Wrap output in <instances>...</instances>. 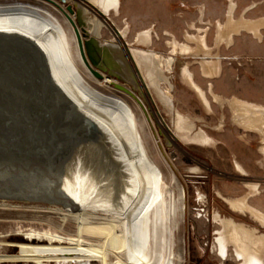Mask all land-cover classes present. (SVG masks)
I'll use <instances>...</instances> for the list:
<instances>
[{
    "label": "rangeland",
    "instance_id": "374dc122",
    "mask_svg": "<svg viewBox=\"0 0 264 264\" xmlns=\"http://www.w3.org/2000/svg\"><path fill=\"white\" fill-rule=\"evenodd\" d=\"M19 1L38 3L55 12L60 18L63 15L61 19L68 23L75 34V26L68 21L66 16V14L70 15L67 10L68 6L76 9L75 0ZM120 1L121 17L117 20V24L118 27L123 28L126 22L129 23L131 30L128 38L129 45L133 43L136 33L151 29L154 35L153 44L145 49L155 50L162 55L170 52L166 43L174 38L179 42H186L197 47L195 41L186 39L187 33L206 36L208 46L214 49L209 55L179 56L174 65L172 77L176 106L188 119L194 120L196 127L195 131L188 136L190 143H195L208 135L217 140L216 147L202 148L188 144L184 136L169 145L165 136L156 131L157 128L150 116L145 114L143 118L146 121L147 146L151 149L149 152L156 165L162 171L165 184L163 190L165 207L170 212L173 219L172 224L175 227L172 238L168 236V231L167 234L165 230L159 233L160 238L152 248L154 257L147 264H240L231 248L226 257H222L216 249L215 234L220 228L214 222V215L220 213L251 226L258 227V225L248 218L249 216L243 217L233 213L218 196L217 191L231 198L240 197L247 192L243 185L245 179L238 173V166L236 168V161H239L251 174L247 177V181L261 185L262 194L250 199V203L264 211V156L259 150L261 138L255 133H249L236 126L232 122V113L227 106L222 108L213 103V113L206 111L197 94L181 80L180 75L183 63L190 61V69L195 75V80L205 91H208L211 83L214 92L218 95L226 98L236 96L264 105V28L260 29L261 40L248 32L241 31L240 34L232 35L231 44H228L227 39L224 38L219 47L217 46L219 25L226 24L228 11L232 4L235 5L232 13L235 20L244 18L256 21L264 19V0ZM70 17L75 18L72 15ZM74 22L76 23L75 20ZM110 37L111 35L104 30L102 39L109 40ZM123 42L126 44L125 41ZM70 45L71 56L75 61L74 64L77 63L79 73L86 81L96 85L99 79L81 62L77 40L71 39ZM205 56L209 59L220 60L222 70L218 77L206 79L202 76L201 66L195 61ZM30 58L24 55L17 57V70L23 72L25 70L29 73L27 75H30L23 82L25 87L28 86L26 105L52 118L50 117V121L45 120L49 133L45 128L46 131L36 133L41 134L40 136L34 134L35 137L29 132L18 133L17 136L10 134L3 145L4 152L0 157V167H2L0 168V185H2L0 186V200L1 197L6 196L8 202H17L21 208L0 207V235H19L17 239L0 238V264H36L38 259L42 257L45 259L47 256L41 253L43 250L24 247L26 234L32 230H47L73 235L76 232V224L71 220V214L65 211L66 208L63 205H57L61 209L58 212L34 210L33 207L47 208L49 203L61 202L65 192L73 194L67 184L69 182L79 184L82 182L81 179L84 181L85 177L87 180H92L98 176L97 171L99 174L100 171H106L110 179L114 180L112 175L116 171L114 153L110 146L106 145V142L98 135L99 132H94L87 123L76 122L71 116L73 120H70L76 122L78 126V129L73 130L74 133L59 128L54 131L49 129L48 125L51 122H55L54 126L58 124L59 118L54 111L61 104L53 91L37 79L38 66ZM91 68L97 70L94 66ZM89 73L91 75H88ZM32 79L35 84L31 83ZM118 82L126 83L122 80ZM103 90L120 96L126 94L115 89L113 85ZM209 99L213 101L210 96ZM163 114L168 121L169 116L164 111ZM221 121L223 125L219 128ZM199 129H202L206 135L199 136ZM193 168L199 169L197 173L191 170ZM27 199L38 200L28 201ZM94 216H98L97 224L89 225L90 228L85 231L86 239L95 241L97 245L99 241L104 240L110 249L121 252L123 238L111 236L113 234L112 225L107 226L109 222L106 217L98 213ZM258 228L264 231V228ZM53 253H55L54 250ZM45 263L60 264L58 256H50V254ZM91 264H98V261L93 260Z\"/></svg>",
    "mask_w": 264,
    "mask_h": 264
},
{
    "label": "bare ground",
    "instance_id": "6f19581e",
    "mask_svg": "<svg viewBox=\"0 0 264 264\" xmlns=\"http://www.w3.org/2000/svg\"><path fill=\"white\" fill-rule=\"evenodd\" d=\"M75 3L77 7L74 13L68 11L75 18L68 14L66 16L75 26L74 31L78 28L84 44L92 40L96 45V49L91 51L95 57V64L89 60L85 49L90 66H94L97 70L105 68L113 72L118 77L117 80L100 71L104 78L99 79L96 85L86 81L71 56L70 40L76 39L78 42L76 31L73 34L68 23L61 19L63 15L60 18L55 12L38 3L19 0L1 1L0 39L15 47L13 49L17 57L24 55L31 57L33 63L36 62L39 70L37 79L53 91L61 104L58 105L59 108L62 107V112L69 119H72V116L76 122L90 125L93 131L99 130L101 138L106 140L104 142L114 153L116 171L114 175L111 173L114 180L110 179L106 171H100V174L97 171L98 176L92 180H87L80 174L84 181L81 179L82 182L79 184L67 183L73 194L64 191L63 200L59 203H49L47 208L34 206V210L58 212L61 209L57 205H63L76 224V232L73 235H66L58 231L32 230L26 234L24 247L43 250L41 253L47 257L48 254L58 256L60 264H91L93 260L98 261V264H147L154 257L152 248L160 238L159 233L165 230L167 234L168 231V236L172 238L175 227L172 224V216L165 207L162 171L156 165L149 152L151 149L149 150L147 146L146 121L143 118L145 114L150 116L157 128L156 131L165 136L169 145L184 136L188 144L202 148L216 147L217 140L206 135L202 129H199V136L204 134L206 137L190 143L188 136L196 127L194 120L188 119L176 106L172 77L179 56L209 55L214 49L208 46L206 36L187 33L186 39L195 41L197 47L174 38L166 43L170 52L162 55L155 50L145 49L153 44L154 35L151 29L136 33L133 43L129 45L128 38L131 34L129 23L126 22L123 28L118 27L117 24V20L121 17L120 0H75ZM234 9L235 5L232 4L226 24L219 25L218 47L224 38L227 39L228 44H231L232 35L240 34L241 31L252 34L258 40L262 38L260 29L264 28V19L235 20L232 17ZM104 30L111 35L109 40L102 39ZM81 62L91 72V67L85 63L82 55ZM195 63L200 64L202 76L206 79L218 77L222 70V64L218 59L213 60L205 56ZM190 66V61L183 63L180 78L197 94L205 110L213 113V103L222 108L229 107L232 122L236 126L260 136L259 150L264 156V105L236 96L226 98L218 95L214 92L212 84L208 86L209 92L205 91L196 82ZM33 72L35 74L34 70ZM118 80L125 81L135 95L126 93L127 95L120 96L103 90L117 83ZM163 111L169 116L168 121ZM53 124L55 122L48 125L52 130ZM222 125L221 121L219 128ZM3 152L4 147L0 145V157L3 156ZM236 165L239 173L247 172L239 161H236ZM191 170L197 173L199 169ZM249 188L251 193L237 198L225 197L220 191L217 193L233 213L249 216L258 225L264 227V214L251 206L248 201L250 196L258 194V188L254 185ZM0 207L17 209L21 208V205L17 202H8L5 196L0 200ZM96 213L107 218L108 227L112 225L111 236L123 238L121 252L110 249L104 240L99 241L97 245L95 241L86 239L85 231L90 228L89 225L97 224L98 216H94ZM214 222L220 228L215 234V247L222 257H226L231 248L240 264H264V232L220 213H215ZM7 237L17 239L19 235H0V238ZM46 258L38 259L36 264H47Z\"/></svg>",
    "mask_w": 264,
    "mask_h": 264
},
{
    "label": "water",
    "instance_id": "95a60500",
    "mask_svg": "<svg viewBox=\"0 0 264 264\" xmlns=\"http://www.w3.org/2000/svg\"><path fill=\"white\" fill-rule=\"evenodd\" d=\"M67 9L70 13H74V9L72 6H68ZM75 31L78 38L81 55L85 63L89 67H91L87 59L85 49L88 54L89 60L93 64H95V57H93L91 51H93V49H96V45L92 40L87 41L84 44L83 38L78 28H76ZM84 37L86 38V35ZM126 45L128 46V44ZM128 50H130L129 47ZM90 69L92 74L98 79L104 78L101 72H105V74L116 80L118 78L113 72L105 68H99L98 70H95L93 68ZM17 71L16 51L8 42H6L4 39H0V145L2 147L5 141L7 142L10 134H14L15 136H17L18 133L20 134L23 132H29L33 135V137H35L34 134L40 136L41 134L36 133H42L43 131H45V128H47L45 120L50 121V117L52 118V116H46V114L42 113L40 110L38 111L37 109L31 108L29 107V105H26V102L28 100L26 97V88L28 86L25 87L23 82L26 81V79L30 77V75L28 76V72L26 73L25 70L24 72L21 70H19L18 72ZM32 82H34L33 79L31 80V83ZM113 86L117 90L123 91L130 95H135L134 91L129 88L126 83L118 82L114 83ZM55 110V115L58 116L57 118H59V124L53 127V131L59 128L60 130H66L70 133H74L75 131L73 132V130L78 129L76 122L70 120L62 112V107H57V109L55 108ZM94 132H99V130L95 129ZM99 135H101L100 132ZM103 140L106 141L105 139Z\"/></svg>",
    "mask_w": 264,
    "mask_h": 264
},
{
    "label": "crops",
    "instance_id": "0c3cea01",
    "mask_svg": "<svg viewBox=\"0 0 264 264\" xmlns=\"http://www.w3.org/2000/svg\"><path fill=\"white\" fill-rule=\"evenodd\" d=\"M203 74V73H202ZM211 84V83H210ZM208 92H209V89H208ZM232 98V97H231ZM260 105H263V104H260ZM246 169V168H245ZM247 170V169H246ZM247 172H248V176H242V177H244V179H245V181H244V183H243V185H244V187L246 188V190H247V192L245 193V194H243V195H246V194H249V192H250V188H247V186H246V182H250V183H253V182H251V181H247L248 180V178L247 177H250L251 176V174H250V172L247 170ZM255 184H257L258 185V194H256V195H254V196H250V198H249V204L251 205V203H250V199H252L253 197H256V196H259V195H261L262 194V190H261V185L260 184H258V183H255ZM252 206V205H251ZM254 207V206H253ZM254 208H256V207H254ZM257 210H259L260 212H262L263 214H264V211H262V210H260V209H258L257 208ZM243 217H247V216H243ZM248 218H250V217H248ZM251 219V218H250ZM252 220V219H251ZM253 221V220H252ZM254 222V221H253ZM256 223V222H255ZM246 224V223H245ZM257 224V223H256ZM248 225V224H247ZM258 225V224H257ZM251 226V225H250ZM252 227H255V226H252ZM258 227H260V228H264V227H261L260 225H258ZM258 227H255V228H257L258 229V231H260V232H264V231H261Z\"/></svg>",
    "mask_w": 264,
    "mask_h": 264
},
{
    "label": "flooded vegetation",
    "instance_id": "af4514ba",
    "mask_svg": "<svg viewBox=\"0 0 264 264\" xmlns=\"http://www.w3.org/2000/svg\"><path fill=\"white\" fill-rule=\"evenodd\" d=\"M236 168H237V165H236ZM239 173V172H238ZM239 174H241V176H247L248 175V172H245L244 171V173L242 174V172L241 173H239ZM257 186L255 183H250V182H246V186L249 188L250 186ZM258 188V187H257ZM249 193H251V189H250V192Z\"/></svg>",
    "mask_w": 264,
    "mask_h": 264
}]
</instances>
